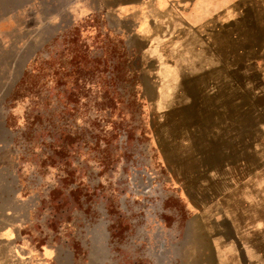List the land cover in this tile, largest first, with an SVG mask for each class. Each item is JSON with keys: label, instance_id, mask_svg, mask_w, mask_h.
<instances>
[{"label": "rangeland", "instance_id": "obj_1", "mask_svg": "<svg viewBox=\"0 0 264 264\" xmlns=\"http://www.w3.org/2000/svg\"><path fill=\"white\" fill-rule=\"evenodd\" d=\"M262 16L220 38L212 71L190 42L152 59L100 13L9 34L0 233L21 237L0 264L46 247L75 264H264Z\"/></svg>", "mask_w": 264, "mask_h": 264}, {"label": "crops", "instance_id": "obj_2", "mask_svg": "<svg viewBox=\"0 0 264 264\" xmlns=\"http://www.w3.org/2000/svg\"><path fill=\"white\" fill-rule=\"evenodd\" d=\"M97 13L118 22L127 36L136 35L152 59L164 55L158 50L160 46H167L173 53L176 46L190 42L196 45L199 61L209 62L212 71L219 67L213 63L218 61L220 38L227 36L231 44L235 42L236 21L244 23V30L246 23L249 31L250 16L264 15V0H0V56L9 34L26 36L45 26L74 24ZM247 34L243 32L244 36ZM262 60L260 68L264 72V57ZM0 61L5 59L0 57ZM18 237L21 232L15 226L0 233L3 246L17 243ZM40 255V261L30 264H75L69 253L62 255L53 247L41 249Z\"/></svg>", "mask_w": 264, "mask_h": 264}]
</instances>
